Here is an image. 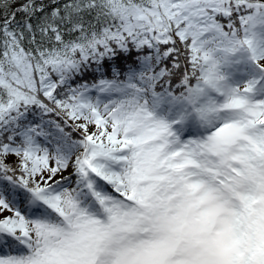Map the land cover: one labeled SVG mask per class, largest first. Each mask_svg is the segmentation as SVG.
Here are the masks:
<instances>
[{
  "label": "snow or ice",
  "instance_id": "6c2138e0",
  "mask_svg": "<svg viewBox=\"0 0 264 264\" xmlns=\"http://www.w3.org/2000/svg\"><path fill=\"white\" fill-rule=\"evenodd\" d=\"M0 264H264V0H0Z\"/></svg>",
  "mask_w": 264,
  "mask_h": 264
},
{
  "label": "trees",
  "instance_id": "16d2710c",
  "mask_svg": "<svg viewBox=\"0 0 264 264\" xmlns=\"http://www.w3.org/2000/svg\"><path fill=\"white\" fill-rule=\"evenodd\" d=\"M19 18H20V17L18 16L17 19H19ZM53 118H55V117H53ZM10 159H11V158H10Z\"/></svg>",
  "mask_w": 264,
  "mask_h": 264
}]
</instances>
